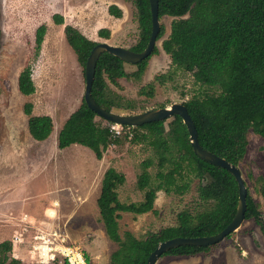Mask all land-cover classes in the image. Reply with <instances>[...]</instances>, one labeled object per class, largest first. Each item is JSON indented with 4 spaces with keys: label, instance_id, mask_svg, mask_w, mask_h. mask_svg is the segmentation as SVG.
<instances>
[{
    "label": "rangeland",
    "instance_id": "1",
    "mask_svg": "<svg viewBox=\"0 0 264 264\" xmlns=\"http://www.w3.org/2000/svg\"><path fill=\"white\" fill-rule=\"evenodd\" d=\"M110 4L122 9L120 18L108 13ZM55 13L63 16L64 24L74 26L96 42L130 48L139 38L136 8L131 0H0V242L11 241V256L23 264H64L63 247L82 251L89 258L87 264H109L117 244L108 239L99 220L96 200L103 173L110 166L122 172L125 182L117 188L120 201L139 202L145 192L136 184L142 162L150 163L148 171L154 179L160 157L151 139L132 141L124 136L110 142L101 159L79 144L57 147L58 131L80 105L85 80L83 68L66 42L64 25L52 19ZM172 19H159L164 33L156 40L158 51L142 71L136 64L124 62L125 76L117 86L104 79L105 108L133 114L214 91L195 81L191 72L177 68L163 51L161 44L169 34ZM41 24L46 30L36 56L35 32ZM103 27L109 29L108 38L98 34ZM25 66H30L35 85V91L28 96L17 88L18 75ZM150 89L152 93L148 94ZM25 102L33 103V114L51 116L54 127L47 139L31 137L28 117L23 112ZM95 122L101 127L107 125L98 115ZM177 125L175 118L166 119L167 130ZM165 155L172 160L178 152L172 147L171 153ZM172 167L166 161L163 169ZM239 167L247 193L264 220V198L258 181L264 176L262 137L248 134ZM189 181L183 194L159 190L152 211L120 212L119 232L129 231L143 238L176 224L180 211L195 216L212 209L215 200L199 196L200 186L212 184L208 175L190 176ZM44 246L54 249L44 256ZM155 264H264V233L254 219L244 220L207 252L164 255Z\"/></svg>",
    "mask_w": 264,
    "mask_h": 264
},
{
    "label": "trees",
    "instance_id": "2",
    "mask_svg": "<svg viewBox=\"0 0 264 264\" xmlns=\"http://www.w3.org/2000/svg\"><path fill=\"white\" fill-rule=\"evenodd\" d=\"M131 1L136 8L139 38L130 49L139 52L146 47L151 34L150 4L149 0ZM108 13L120 18L122 9L116 4H110ZM163 16L173 18L169 34L161 44L163 51L177 68L191 72L195 81L214 90L183 102L196 127L199 144L239 166L246 153L248 134L252 132L264 139V0H158V18ZM52 19L55 24L64 25L66 42L84 71L87 57L97 42L87 38L74 26L64 24L62 15L55 13ZM45 30L44 24L36 29V56L41 49ZM163 33L162 25L157 39ZM98 34L108 38L109 29L100 28ZM157 51L155 46L151 55ZM150 56L136 64L139 71L147 65ZM123 64L124 61L107 51L100 54L91 87V96L98 105L104 107L105 103L104 79L117 86L119 79L125 76ZM17 88L25 96L35 91L30 66L20 71ZM147 93L151 94V89ZM23 112L28 117L27 128L31 137L39 141L47 139L54 127L51 116L33 114L31 102L24 103ZM95 116L96 113L82 98L78 108L59 129L57 147L64 149L79 144L89 148L97 159H101L103 151L116 138L110 137V123L98 126ZM172 118L178 121V125L168 130L166 119L134 127L131 140L151 139L160 157L154 179L148 171L150 163L142 162V171L136 181L139 189H145L141 201L121 202L117 188L125 182V175L112 166L103 173L96 200L99 220L108 239L117 244V248L110 254L109 264H146L148 256L160 242L173 237L214 235L235 214L238 202L235 178L226 169L199 158L191 148L181 118L178 115ZM172 147L176 148L178 156L171 160L165 154H170ZM166 161L173 165L168 171L163 169ZM204 174L208 175L212 184L200 186L199 196L204 199L213 198L215 204L212 209L195 216L188 211H180L176 224L150 232L143 238L129 231L122 234L119 232L120 212L143 214L152 211L159 190L183 194L189 188L190 176L203 177ZM258 181L259 192L264 198V176L258 177ZM248 219H254L264 233V220L249 192L246 195L245 211V220ZM211 246L182 245L161 256L194 255L207 252ZM11 252V241H1L0 264H23L11 256ZM86 260H89L87 255ZM64 264H68L66 260Z\"/></svg>",
    "mask_w": 264,
    "mask_h": 264
},
{
    "label": "water",
    "instance_id": "3",
    "mask_svg": "<svg viewBox=\"0 0 264 264\" xmlns=\"http://www.w3.org/2000/svg\"><path fill=\"white\" fill-rule=\"evenodd\" d=\"M151 11V34L146 47L139 52L130 48L113 45L107 42H97L91 49L84 67V93L83 99L87 106L104 120L113 124L129 125L132 127L142 124L165 120L173 115H178L188 132L189 142L193 152L202 160L226 169L235 178L238 186V202L236 211L231 221L218 233L202 237H173L160 242L148 256L146 264H155L156 260L166 251L182 245L210 246L223 240L241 226L245 220L247 187L239 166L233 165L224 158L204 149L198 142L197 130L191 119L186 106L183 103L174 102L169 106L149 109L139 113L125 114L117 113L98 105L91 96V87L95 75V67L102 52L107 51L124 62L138 64L149 57L155 47L157 35L160 30L158 18V0H149Z\"/></svg>",
    "mask_w": 264,
    "mask_h": 264
},
{
    "label": "built area",
    "instance_id": "4",
    "mask_svg": "<svg viewBox=\"0 0 264 264\" xmlns=\"http://www.w3.org/2000/svg\"><path fill=\"white\" fill-rule=\"evenodd\" d=\"M108 131L110 137L112 138L124 136L127 139H132L134 135V127L129 125L110 123V125H108ZM62 241H64V239H62ZM51 249L54 248L47 247V252L49 254ZM61 253L64 256V261L66 260L68 264H87L86 256L82 251H79L77 249H72L70 247H63Z\"/></svg>",
    "mask_w": 264,
    "mask_h": 264
},
{
    "label": "bare ground",
    "instance_id": "5",
    "mask_svg": "<svg viewBox=\"0 0 264 264\" xmlns=\"http://www.w3.org/2000/svg\"><path fill=\"white\" fill-rule=\"evenodd\" d=\"M45 248H41V252H42V254L44 255V256H46V255H48V254H46V253H48L47 252V246H44Z\"/></svg>",
    "mask_w": 264,
    "mask_h": 264
},
{
    "label": "crops",
    "instance_id": "6",
    "mask_svg": "<svg viewBox=\"0 0 264 264\" xmlns=\"http://www.w3.org/2000/svg\"><path fill=\"white\" fill-rule=\"evenodd\" d=\"M61 128V127H60Z\"/></svg>",
    "mask_w": 264,
    "mask_h": 264
}]
</instances>
